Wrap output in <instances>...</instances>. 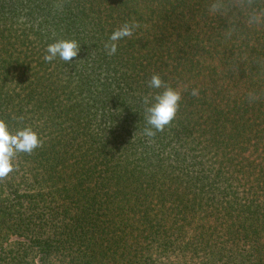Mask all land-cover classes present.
<instances>
[{"label":"trees","instance_id":"16d2710c","mask_svg":"<svg viewBox=\"0 0 264 264\" xmlns=\"http://www.w3.org/2000/svg\"><path fill=\"white\" fill-rule=\"evenodd\" d=\"M208 2L0 0V119L43 141L0 181V264H264V31L224 42ZM157 73L182 100L150 142Z\"/></svg>","mask_w":264,"mask_h":264},{"label":"clouds","instance_id":"9594fccd","mask_svg":"<svg viewBox=\"0 0 264 264\" xmlns=\"http://www.w3.org/2000/svg\"><path fill=\"white\" fill-rule=\"evenodd\" d=\"M62 6V5H60ZM205 13L209 17H223L228 21V27L222 30L224 42L245 41L250 35L264 31V0H209ZM140 25L136 22L124 23L114 30L109 41L104 44L107 55L117 52L118 42L126 37H132L134 30ZM46 62L57 58L67 63L77 57L80 45L76 40L61 39L47 46ZM252 62L264 70V58L253 57ZM239 63H234L235 70ZM150 89L159 90L142 97L146 127L143 134L151 139L158 132H163L177 116L182 100V91L167 84L161 76L153 74L148 81ZM187 90V86H184ZM196 97L199 90L194 88L190 93ZM249 103L259 99V93L251 90L247 93ZM14 119H17L14 117ZM20 121L23 117L18 118ZM43 146L39 135L31 128L24 127L15 132L10 131L7 123L0 119V181L5 180L15 170L14 160L20 153L31 155L37 148Z\"/></svg>","mask_w":264,"mask_h":264},{"label":"rangeland","instance_id":"374dc122","mask_svg":"<svg viewBox=\"0 0 264 264\" xmlns=\"http://www.w3.org/2000/svg\"><path fill=\"white\" fill-rule=\"evenodd\" d=\"M17 241H20V239L18 237L13 236L8 240L7 244H12L13 242H17ZM33 261L35 264H39V259L37 255L35 256V258H33Z\"/></svg>","mask_w":264,"mask_h":264}]
</instances>
